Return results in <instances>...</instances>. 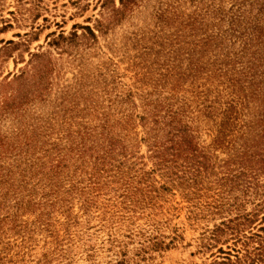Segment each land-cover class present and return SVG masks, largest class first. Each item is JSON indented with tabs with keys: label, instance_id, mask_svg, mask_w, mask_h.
Listing matches in <instances>:
<instances>
[{
	"label": "rangeland",
	"instance_id": "374dc122",
	"mask_svg": "<svg viewBox=\"0 0 264 264\" xmlns=\"http://www.w3.org/2000/svg\"><path fill=\"white\" fill-rule=\"evenodd\" d=\"M0 264H264V0H0Z\"/></svg>",
	"mask_w": 264,
	"mask_h": 264
}]
</instances>
